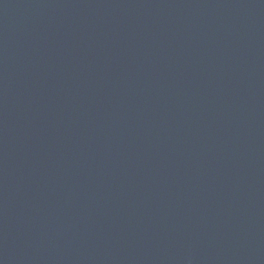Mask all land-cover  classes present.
I'll use <instances>...</instances> for the list:
<instances>
[{
	"label": "water",
	"instance_id": "1",
	"mask_svg": "<svg viewBox=\"0 0 264 264\" xmlns=\"http://www.w3.org/2000/svg\"><path fill=\"white\" fill-rule=\"evenodd\" d=\"M0 264H264V0H0Z\"/></svg>",
	"mask_w": 264,
	"mask_h": 264
}]
</instances>
